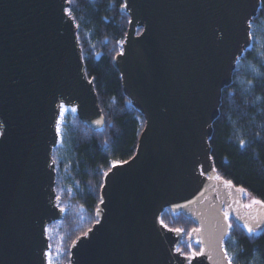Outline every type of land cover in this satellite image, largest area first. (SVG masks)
Here are the masks:
<instances>
[{"label":"water","instance_id":"95a60500","mask_svg":"<svg viewBox=\"0 0 264 264\" xmlns=\"http://www.w3.org/2000/svg\"><path fill=\"white\" fill-rule=\"evenodd\" d=\"M124 2L129 29L113 64L145 126L134 156L105 177L98 220L71 245L69 264H220L224 211L241 225L264 216L218 175L210 145L261 0ZM69 7L0 0V264H48L47 228L65 213L53 158L61 106L93 129L105 123ZM166 210L197 224L189 239L202 255L176 251L185 233L164 227Z\"/></svg>","mask_w":264,"mask_h":264},{"label":"trees","instance_id":"16d2710c","mask_svg":"<svg viewBox=\"0 0 264 264\" xmlns=\"http://www.w3.org/2000/svg\"><path fill=\"white\" fill-rule=\"evenodd\" d=\"M123 5L124 0H71L69 7L105 123L93 129L77 114L69 115L61 146L54 152L56 190L67 207L57 230L65 249L61 264L70 263L71 245L98 220L103 173L109 172L113 162L134 156L145 126L144 116L125 95L121 74L113 64L129 29L130 17ZM251 25L253 45L239 60L232 83L223 89L210 145L218 175L244 188L248 196L264 200V0ZM162 220L169 228L183 229L186 241L179 246L183 254L201 252L199 241L189 239L197 227L193 220L170 210ZM229 223L225 248L237 257L234 264H264V227L249 235L234 218Z\"/></svg>","mask_w":264,"mask_h":264},{"label":"snow or ice","instance_id":"6c2138e0","mask_svg":"<svg viewBox=\"0 0 264 264\" xmlns=\"http://www.w3.org/2000/svg\"><path fill=\"white\" fill-rule=\"evenodd\" d=\"M69 3H71V0H68ZM123 7H127V5H123ZM66 12H67V15L69 17H72V11L70 9H66ZM251 21L248 22V28H249V31L247 33V36H248V39H253V34H252V31H251ZM75 109H73L74 111ZM63 120V113H61L60 115V120L57 121V126H56V134L57 136H59L61 139H62V130H61V127H60V122ZM95 123L97 124H100L102 123L101 120H97L95 121ZM0 135H3V132L0 131ZM240 146L243 147L245 146V141L241 140L240 141ZM119 164L117 162H113L112 164V168H116L118 167ZM112 171V169H109V172ZM109 172H104L103 175L105 177H107L109 175ZM226 184L228 185H231V181H225ZM240 192H245L246 190L245 189H239ZM101 203H103V200L101 201ZM253 205H261V206H264V200H252V203L249 204V205H245L244 207H247V208H251ZM229 215L230 213L228 211H224L223 213V216H224V219L225 220H228L229 218ZM161 223L163 224V220H161ZM264 224V216H260L259 218H256V217H252V222L251 223H244V228L247 230L248 234L249 235H253L260 227L261 225ZM164 227H168L166 224H164ZM232 227L231 223H228L227 224V228L230 229ZM173 231H176V232H181L183 231V229H173ZM193 231H196L198 232L199 229H194ZM88 233H84L83 235L87 236ZM223 235L224 233L221 234V237H220V240H221V244H220V252L222 253L221 257H220V264H234V260L237 258L235 255L233 254H229L227 248H225L223 246ZM176 251L178 253L181 252V249L180 248H177ZM203 253L200 252V253H197L195 251H193L191 253V256L192 257H195V256H199V255H202ZM48 264H52V257H51V253L48 254ZM189 264H190V260H189Z\"/></svg>","mask_w":264,"mask_h":264},{"label":"rangeland","instance_id":"374dc122","mask_svg":"<svg viewBox=\"0 0 264 264\" xmlns=\"http://www.w3.org/2000/svg\"><path fill=\"white\" fill-rule=\"evenodd\" d=\"M73 109L75 110L73 111ZM61 113H63V120L60 122V127H61L62 135H63L65 120L69 115L73 116L76 114V108L72 106L62 105L61 110H60V115ZM60 115H59L58 120H60ZM61 142H62V139L59 137V142L57 146L54 148V152L58 147L61 146ZM53 158H54V154H53ZM254 199L255 198H253L252 196L246 195L245 200H244V206L251 204L252 200ZM57 203L64 210V212H66L67 207H65V204L61 202V199L59 198L58 193H57ZM230 217L231 216H229L228 220L230 219ZM61 221L54 222L52 223V225H49L47 228V235L49 237V249L47 251V262L49 259L48 254L51 253L52 264H61L62 259H63V254L65 252L61 237L58 235V231H57L58 225L60 224ZM183 241H186V239H184Z\"/></svg>","mask_w":264,"mask_h":264},{"label":"bare ground","instance_id":"6f19581e","mask_svg":"<svg viewBox=\"0 0 264 264\" xmlns=\"http://www.w3.org/2000/svg\"><path fill=\"white\" fill-rule=\"evenodd\" d=\"M247 195V194H246Z\"/></svg>","mask_w":264,"mask_h":264}]
</instances>
